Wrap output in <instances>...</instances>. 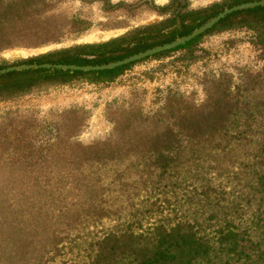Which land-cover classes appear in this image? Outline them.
Returning <instances> with one entry per match:
<instances>
[{
  "label": "trees",
  "instance_id": "obj_1",
  "mask_svg": "<svg viewBox=\"0 0 264 264\" xmlns=\"http://www.w3.org/2000/svg\"><path fill=\"white\" fill-rule=\"evenodd\" d=\"M99 1L103 12L150 4L162 19L18 66L114 63L185 37L224 9L264 0H216L199 9L188 0L161 7L153 0ZM60 2L0 0V52L76 41L98 26L81 14L59 15ZM231 31L251 34L260 73L239 72L237 82L224 70L204 76L201 101L166 88L153 112L138 108L134 115L137 130L152 124L159 131L128 134L120 143L129 129L118 125L105 143L49 145L44 171L0 180V264H264V7L231 13L184 45L112 70L1 74L0 98L79 79L111 82L137 63L178 51L187 50L178 59L190 65L208 56L196 49L203 36Z\"/></svg>",
  "mask_w": 264,
  "mask_h": 264
},
{
  "label": "rangeland",
  "instance_id": "obj_2",
  "mask_svg": "<svg viewBox=\"0 0 264 264\" xmlns=\"http://www.w3.org/2000/svg\"><path fill=\"white\" fill-rule=\"evenodd\" d=\"M138 1L109 0L111 4ZM153 1V7H161L169 0ZM215 1L188 0L191 9ZM55 7L61 16L81 14L98 26L76 41L64 40L40 49H6L0 52V66H18L28 58L74 44L108 41L162 19L150 4L103 12L107 6L99 0H63ZM250 35L247 31L205 35L196 49L201 48L208 56L190 65L182 64L178 59L187 50L178 51L137 63L111 82L94 84L79 79L64 85L39 87L22 96L0 98V180L30 178L44 171L40 162L48 155L49 145L105 143L114 135L118 125L120 132L129 129L128 133L120 135V143L131 138L128 134H135L138 138L137 132L159 131L161 127L152 124L148 129L142 125L143 131L137 130L138 121L134 115L139 109L153 112L160 105L157 102L160 93L166 94V88L190 94L194 101H201L204 88L200 83L204 76L224 70L233 74V81L237 82L239 72L260 73L263 62L257 48L249 43ZM123 116L126 120L122 119ZM27 145L47 146L33 150ZM49 167L54 169L55 165L50 163Z\"/></svg>",
  "mask_w": 264,
  "mask_h": 264
},
{
  "label": "water",
  "instance_id": "obj_3",
  "mask_svg": "<svg viewBox=\"0 0 264 264\" xmlns=\"http://www.w3.org/2000/svg\"><path fill=\"white\" fill-rule=\"evenodd\" d=\"M255 7H264V1H253L248 2L240 5L233 6L228 9H224L222 12L217 14L215 17L201 25L199 28L192 31L189 35L182 37L180 39L175 40L174 42L164 44L161 46H157L151 49H148L142 53L133 55L131 57L125 58L121 61H117L114 63L101 65V66H73V65H50V64H42V65H21V66H14L8 67L6 69L0 70L1 74H6L10 72H19V71H26V70H38V69H52V70H62V71H81V72H95V71H104V70H112L117 67H121L130 63H134L140 61L142 59L151 57L153 55L159 54L164 51H169L174 48H177L185 43L190 42L194 38L202 35L207 30L211 29L214 25H216L219 21L224 19L231 13L252 9Z\"/></svg>",
  "mask_w": 264,
  "mask_h": 264
}]
</instances>
